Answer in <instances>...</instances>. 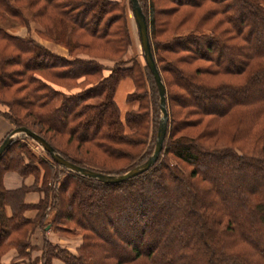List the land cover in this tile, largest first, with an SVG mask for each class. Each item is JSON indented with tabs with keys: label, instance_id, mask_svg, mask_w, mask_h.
Returning <instances> with one entry per match:
<instances>
[{
	"label": "trees",
	"instance_id": "16d2710c",
	"mask_svg": "<svg viewBox=\"0 0 264 264\" xmlns=\"http://www.w3.org/2000/svg\"><path fill=\"white\" fill-rule=\"evenodd\" d=\"M138 1L168 112L156 161L126 180L102 182L60 166L47 152L49 158L36 156L14 136L0 154V257L9 248L16 254L0 264H24L33 247L29 232L47 225L56 233L78 232L80 244L71 252L43 233L39 254L27 264H51L53 258L64 264H159L158 259L177 264L176 259L184 256L192 257L195 264H264V250L239 230L213 179L199 165L203 157L226 177L239 170L257 176L243 195L237 187L231 197L239 203L241 216L264 233V97L250 100L243 94L257 83L264 85V51L251 46L264 40V0H162L166 3L162 6H156L158 0H147L145 10ZM37 2H41L37 14L54 16L59 26L65 24L55 38L65 44L67 55L0 27V104L7 107L2 115L14 126L37 132L76 164L109 174L142 162L154 146L156 120L148 108L153 114L157 107L153 91L148 94L142 88L141 70L139 74L132 70L136 60L130 66H117L131 43L125 10L116 0H30L29 5ZM11 7L10 0H0V10L10 13ZM93 46L117 54L118 59L113 58L117 64L108 73L101 74L104 67L96 56L78 55ZM229 54L235 55L236 63H231ZM90 76L96 80L82 85ZM126 76L134 85L126 100L136 101L137 106L121 119L113 95ZM213 77L220 80L214 82ZM65 80L75 82L68 88L81 86L71 92L56 87L65 86ZM223 120L233 121L226 136L220 133ZM202 121L196 135L180 132ZM45 130L87 144L113 162L124 161L108 167L72 155L54 144ZM203 138L215 142L205 143ZM6 170L22 176L34 170L35 182L5 189L1 175ZM29 189L42 192L34 204L24 201ZM205 196L212 199L205 201ZM6 205L10 215L5 214ZM29 207L36 209L33 218L23 214ZM163 212L168 217L158 223ZM178 217L185 228L196 231L170 255L166 248L172 239L166 232ZM174 231L184 233L177 227Z\"/></svg>",
	"mask_w": 264,
	"mask_h": 264
},
{
	"label": "rangeland",
	"instance_id": "374dc122",
	"mask_svg": "<svg viewBox=\"0 0 264 264\" xmlns=\"http://www.w3.org/2000/svg\"><path fill=\"white\" fill-rule=\"evenodd\" d=\"M10 1L12 4V7L10 8L11 9L10 13L0 10V27L1 28H3L8 33H11L14 35L25 36V37L29 36L50 50L55 51V48H56L57 50L60 49L62 51L65 50L67 52V48L65 44L60 42L57 39V37L55 38V35L56 36L58 35L56 31H59L60 26H61V29L62 28L64 29L65 24L60 23V26H59L58 25L59 22L54 16H49L45 13L40 14V15L37 14V10H38L39 4L41 5V2H37L33 5H29L30 0H10ZM116 1L118 2L117 3L118 6L122 7L125 10L128 30H129V34L131 37V43L130 45L126 47L125 53L121 57H119L120 61L118 62V64L116 63L117 60L113 59V58L118 59L117 54L113 55L110 52V50L97 48L96 46H93V48H89V50L85 49L81 52H78V55L83 56V57H87L88 55L96 56L97 61L103 64V67H104V69L101 71V74L108 73L109 69L113 67L115 64H117V66L119 67H125V66H130L133 63V59L136 60L137 64L136 66L134 65L132 70L137 73L139 69L141 70L142 78L140 77V80L141 82L143 81L142 88L148 94H152V91H153V94L155 95L157 110L155 112L153 111V114H152V109L149 107L148 111L150 112L149 116H153V118L156 120L155 126H154V131H156V123L160 116V109L158 107V95H157L156 86H155V83L153 82L152 77L149 75L150 77L148 78V75H146L145 70L143 69L144 68L143 65H145V62L142 56L141 46H140L139 39L137 36L136 25H135L132 12L130 9L129 0H116ZM141 1L144 4V10H145V7L147 6L146 4L148 3V1L147 0H141ZM162 5H166L165 1L158 0L156 2V6H162ZM119 23L120 21H117V23H114V25H117ZM85 40H88V37H85ZM251 46L252 47L257 46V50L264 51V40H258V41L255 40V44L253 45L251 44ZM227 56L231 59L232 64L237 62L235 55L229 54ZM231 79L233 81L237 80V78H231ZM95 80H96L95 77H92V76L86 77V80H84L85 82L83 81L84 83L82 82V85L84 84L86 85L91 82L93 83ZM211 80L216 82L217 80H220V77H213ZM63 82L65 86L57 85L56 87L64 91H67V92H71V90H76V89L78 90V88H80L81 86V85L74 86V87L69 86L68 88V86L66 87V85L74 84L75 82L71 80L70 81L65 80ZM171 87L174 88L173 86ZM243 94H245V97L250 100L255 99L256 97H264V85L262 83L261 84L257 83L253 89L251 88V90L249 91L248 90L244 91ZM1 97L5 99L9 98L7 94L5 93H2ZM89 101H95V99H91ZM173 108L176 112V115L178 117H182L181 116L182 111L181 110L178 111L177 107L174 104H173ZM6 112H7V107L3 104H0V116H2L4 119L7 120V118L2 115ZM167 116H168V112H167ZM167 120H168V117H167ZM203 122L205 121H202V123L200 124H196L194 127H187L186 129H182L180 132L185 131L190 135H196L203 128ZM232 124H233V121L223 120L220 125V133H224L225 134L224 136H226L227 134L229 135L231 129L233 128V126L231 127ZM125 130L127 132H130L128 128L126 127H125ZM44 134L47 137H49L54 144L59 146L64 151L72 155L79 156L83 159H87L89 161L95 162L97 164L105 165L108 167H118L124 161L122 159H118V160H115V162H113L111 161V159L104 156L103 154H101L100 152L93 149L87 144H77L75 143V141H72L69 139L67 140V137L65 135H57L47 130L44 131ZM222 137L223 136H221V138ZM15 138H18L20 142H25L28 148L31 150V152H33V154H35L36 156H43V157L49 158L47 157L45 149L38 142L28 137L26 134L17 133L15 135ZM223 138L222 140L225 141ZM203 140L205 143L206 142L209 143L210 141L215 142L212 139L203 138L202 141ZM138 149H139V146L136 147L134 150H138ZM23 160L27 161V158L25 155H23ZM226 161L227 163H229L228 159ZM34 163L35 161L33 162V164ZM199 165H200L201 170L207 173L211 177V179H213L215 187L219 190L221 203H225V205L227 206V209L231 213H233L239 230L243 234L247 235L253 241L256 248H258L259 250H264V233L256 229L253 225H251L248 219L245 220V218L241 216L238 210L239 203L237 202V200L234 201L233 198L231 197L232 195L231 190L233 189L235 190L237 187L239 189V193L243 195L245 189H248V186L250 185V183H252V181H254V178H256L257 176L255 174L252 175L249 172L247 174L242 173L243 170H239L234 174L233 177L230 176L229 174L226 177L222 174L221 171H219V169L217 170L214 167H212L209 161L203 157H200ZM182 166L185 169L190 168V166L186 164H182ZM33 172L34 170L31 173L34 174ZM109 174H117V173L110 172ZM61 177L62 175L59 174L58 178L60 179ZM204 199L205 201H209L212 199V197L205 196ZM167 217H168L167 213L165 212L161 213L160 216L158 217V223H162L163 221L167 219ZM171 225L174 228L177 227L184 231V233H176L173 228L171 231L167 230L166 232L167 235L171 237L172 239L171 242L169 241L170 245L166 249L168 251V254L173 255L177 253L178 245L182 243L183 240H186L188 237H192L191 235H193V233H195L196 230L193 227L185 228L181 217H178L177 219L172 220ZM48 229H51L53 232H55L51 227H49V225L45 226L43 230L47 231ZM30 233H32V231L29 232L28 237ZM56 234L69 236V237L80 235L78 232L73 233V234H61V233H56ZM32 246L33 247L30 249V256L28 258L23 259L22 261L24 264H27V262H32L35 259V257L39 254V248L41 245L33 244ZM216 246L217 244L215 245V247ZM75 251H76V248H75ZM15 254H16V251H15ZM0 260H1V257H0ZM160 260L162 259H158L156 260V262L159 264H164V263H161ZM3 263H7V262H3ZM176 263L177 264H195V261L192 257L190 258V257L184 256V257H179L178 259H176Z\"/></svg>",
	"mask_w": 264,
	"mask_h": 264
},
{
	"label": "water",
	"instance_id": "95a60500",
	"mask_svg": "<svg viewBox=\"0 0 264 264\" xmlns=\"http://www.w3.org/2000/svg\"><path fill=\"white\" fill-rule=\"evenodd\" d=\"M129 5L136 25L137 36L141 46L142 56L145 65L148 67L152 75L158 94V107L160 109V116L158 118V122L156 126L154 146L151 153L142 162L133 165L120 173L107 174L99 170L91 169L86 166L76 164L64 158L43 136L31 130L27 126L19 125V126H13L0 140V154L8 146V144L12 141V139L17 133H24L28 137L38 142L48 153L50 158L56 163H58L60 166L69 169L75 173H78L80 175H83L85 177L95 178L102 182H109V183L120 182L145 171L151 165H153V163L156 161L160 153L166 131V122L168 116L166 109L165 89L162 78L160 76V73L155 64L151 52L150 42L147 32V24L145 21V16L139 4V1L129 0Z\"/></svg>",
	"mask_w": 264,
	"mask_h": 264
},
{
	"label": "crops",
	"instance_id": "0c3cea01",
	"mask_svg": "<svg viewBox=\"0 0 264 264\" xmlns=\"http://www.w3.org/2000/svg\"><path fill=\"white\" fill-rule=\"evenodd\" d=\"M58 47V46H57ZM54 51V50H52ZM65 51V50H64ZM62 51L60 49H56V53L67 55V52ZM79 89V88H78ZM134 85L132 80L126 76L122 78L114 91L113 98L118 106L119 109V115L120 118L123 119L124 113L128 110L135 109L137 106V102L134 100L127 101L126 95L133 91ZM77 90V89H76ZM74 91V90H71ZM13 127L12 123L9 122V120L4 119L2 116H0V140L3 138V136ZM39 175L36 177V184L37 186L40 184V179L42 175V170H39ZM35 182V177L33 174H27L25 176L20 175L15 170H6L1 175V184L5 189H14L17 187H20L21 185L26 186H32ZM42 196V192L37 189H29L24 194V201L28 204H34L36 203L39 198ZM4 211L6 215H10L11 210L8 205L4 207ZM24 216L28 218H33L36 214V209L33 207H29L23 211ZM42 234L43 230L40 228H35L32 233H30L28 239L30 243L41 245L42 242ZM44 234L46 237L53 243L58 244L61 247H65L68 250L75 252V248L81 241L80 235L76 236H64L59 235L53 232L51 229H48L47 231H44ZM40 251V250H39ZM15 255V250L13 248H9L5 253L1 255V261L2 262H8V260ZM51 264H64L60 259L53 258L51 260Z\"/></svg>",
	"mask_w": 264,
	"mask_h": 264
}]
</instances>
